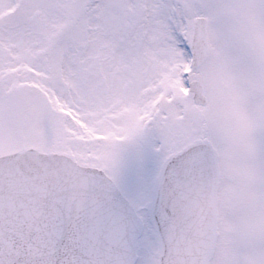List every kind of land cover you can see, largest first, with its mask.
Returning <instances> with one entry per match:
<instances>
[{
    "label": "snow or ice",
    "instance_id": "1",
    "mask_svg": "<svg viewBox=\"0 0 264 264\" xmlns=\"http://www.w3.org/2000/svg\"><path fill=\"white\" fill-rule=\"evenodd\" d=\"M0 264H264V0H0Z\"/></svg>",
    "mask_w": 264,
    "mask_h": 264
}]
</instances>
